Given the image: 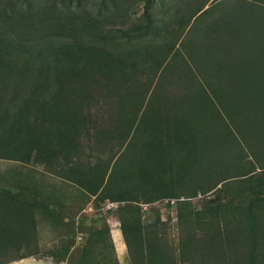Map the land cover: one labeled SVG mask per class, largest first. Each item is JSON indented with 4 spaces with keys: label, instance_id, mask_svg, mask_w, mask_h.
<instances>
[{
    "label": "trees",
    "instance_id": "trees-1",
    "mask_svg": "<svg viewBox=\"0 0 264 264\" xmlns=\"http://www.w3.org/2000/svg\"><path fill=\"white\" fill-rule=\"evenodd\" d=\"M206 3L188 2L162 25L149 18L110 30L107 16L66 6L25 15L0 0V158L40 163L98 205L117 202L105 212L117 217L132 264H264V0ZM149 74L157 80L141 110ZM169 76L178 81L172 90ZM103 93L106 124L93 132L88 114ZM152 100L155 123L147 117ZM130 133L113 163L115 154L82 167L88 138L114 140L119 150ZM167 173L176 174V187L149 190L150 200L177 198L179 247L143 224L136 204V179ZM199 192L209 196L196 208L190 198ZM41 195L26 178L0 185V264L24 257L45 209ZM110 231L107 220L92 226L74 264H117L93 257L101 243L112 246Z\"/></svg>",
    "mask_w": 264,
    "mask_h": 264
},
{
    "label": "rangeland",
    "instance_id": "rangeland-1",
    "mask_svg": "<svg viewBox=\"0 0 264 264\" xmlns=\"http://www.w3.org/2000/svg\"><path fill=\"white\" fill-rule=\"evenodd\" d=\"M14 2L15 10L21 11L25 15L34 14L37 9L44 7H51L61 9L62 6H66L64 8L70 11H78L80 13H91L96 15V18L103 19L107 16L110 20L106 21V29L114 30L121 27H126L133 22H142L146 21L149 18L157 21L158 24L162 25L166 20H174L177 17V14H180L188 2L191 3V6H194V0H11ZM202 1L207 2L204 8L208 7L211 2L216 0H199L200 4ZM195 5V6H196ZM196 8V7H194ZM43 10L48 8H42ZM41 10V9H39ZM177 10V11H176ZM53 11L49 10L48 12ZM177 12V13H176ZM104 21V22H105ZM114 34H120V31H114ZM121 39V36L118 35ZM151 35H147L146 38H151ZM151 85L148 87L146 93L143 95V101L141 102V110L145 108L147 104L150 102L151 93L155 86L157 77H150V74L146 78V82ZM170 90L174 87H178L177 84H174L173 77L169 76L168 79L165 80ZM106 93L100 94L98 97L94 98V104L92 107V111L88 114L90 115V119H88V125L93 132H96V129H99L103 126L106 117ZM113 95V96H111ZM124 96V97H123ZM109 97V96H107ZM116 93L110 94V100H115ZM129 98L127 95L121 94V99L123 102ZM148 101V102H147ZM127 104L128 106H131ZM111 104V108L113 109ZM143 106V107H142ZM152 110L148 112V119L155 123L158 121V118L155 116L156 114V106L157 102L151 101ZM91 109V108H90ZM128 114L133 112L132 108L129 107ZM115 112V111H113ZM152 112V113H151ZM151 113V114H150ZM165 113V112H164ZM139 113L136 115L138 117ZM116 116V115H114ZM123 117V116H121ZM165 117V116H164ZM105 134H108L110 130H103ZM120 128H115L113 133L120 135ZM181 132H184L181 131ZM132 133V132H131ZM127 138L126 142L120 147L118 150L116 142L111 140L107 143V145H103L100 143L98 145L96 143V139L92 138L87 140L85 134L83 135L82 143L87 140L89 142L85 143L83 152L80 153V163L83 168H86L87 162L97 161L96 158L101 157L103 160H107L108 157H111L115 154V158H117V152H121L124 147L130 142V136ZM102 133V136H106ZM95 139V140H93ZM91 140V141H90ZM91 145V147H90ZM97 145V146H96ZM90 157V158H88ZM91 160V161H90ZM87 161V162H86ZM103 165V164H102ZM103 167V166H102ZM101 167V168H102ZM95 168V167H94ZM232 175V172L227 173ZM224 176V175H222ZM19 178H26L36 182L39 188L42 189L41 200L45 203V209L39 211L36 215V225L37 230L34 233L30 234V243L25 242L20 251L21 254L24 255L23 258H26V261H22L20 259L11 260L5 264H74L78 257V254L81 252V246L83 238L89 234L91 227H100L105 226L106 220L108 223L109 219H117L116 216H112L111 214H107L105 209L99 204L95 199V196L90 195L86 192H83L76 185L65 181L60 177L59 173H55L53 170L43 166L40 163L37 164H25L23 162H17L15 160H10L6 158H0V185L10 186L14 184ZM136 181L137 191L139 194L137 195V205L140 208V216L143 224H155L158 227L162 228L164 231V236L169 241L172 246L179 247V235H181L180 225L177 222V212H176V197H168L156 195L155 200L151 199V194L149 190H154L156 194H163L166 192H170L173 188L176 187L177 179L176 174L167 173L159 175V177H147L145 176L143 179L137 178ZM219 186V185H218ZM177 186V190H178ZM184 190V189H183ZM178 195L180 199L186 196L185 193H180L178 191ZM209 193L206 195L201 194L200 192L190 198V201L196 208H199L202 204L204 198H207ZM171 199L175 201V203H171ZM151 201V202H150ZM74 220V222H71ZM73 223V224H72ZM113 223V221H111ZM72 228L74 230H72ZM118 227L117 231H110V237L112 239V246L106 244H100L96 249L95 253H93V257L96 259L100 258L102 255L107 257H111V261H114L112 258H115L117 264H132L128 249L126 247L122 231ZM33 231V230H32ZM120 232L119 234L123 244L120 246L117 244L114 238L116 235L114 233ZM81 238H78V237ZM178 243V244H177ZM67 244H71L70 251L72 252L71 256H63L64 246ZM37 249V253L30 254L31 251H35ZM112 248V249H111ZM17 254L16 250L10 254L13 256ZM19 254V253H18ZM95 255V256H94ZM9 256V255H8ZM22 258V259H23ZM18 261H21L20 263Z\"/></svg>",
    "mask_w": 264,
    "mask_h": 264
},
{
    "label": "built area",
    "instance_id": "built-area-1",
    "mask_svg": "<svg viewBox=\"0 0 264 264\" xmlns=\"http://www.w3.org/2000/svg\"><path fill=\"white\" fill-rule=\"evenodd\" d=\"M171 203H174L175 201L173 199L170 200ZM118 203L115 201H109V200H105V202L103 203L102 207L106 210H112L115 211L116 207H117ZM113 215H111L112 217ZM111 221H113V223H111ZM110 226H111V231H117L118 227H119V221L116 219H109L108 220ZM80 238V236L78 237Z\"/></svg>",
    "mask_w": 264,
    "mask_h": 264
},
{
    "label": "bare ground",
    "instance_id": "bare-ground-1",
    "mask_svg": "<svg viewBox=\"0 0 264 264\" xmlns=\"http://www.w3.org/2000/svg\"><path fill=\"white\" fill-rule=\"evenodd\" d=\"M115 235H116V238H114L115 239V241L117 242V244L120 246V244L122 245L123 244V241H122V239H121V237H120V234H119V232H116V233H114Z\"/></svg>",
    "mask_w": 264,
    "mask_h": 264
},
{
    "label": "crops",
    "instance_id": "crops-1",
    "mask_svg": "<svg viewBox=\"0 0 264 264\" xmlns=\"http://www.w3.org/2000/svg\"><path fill=\"white\" fill-rule=\"evenodd\" d=\"M119 233H120V232H119ZM33 235L35 236V234H33ZM120 235H121V234H120ZM23 243H25V242H23ZM20 260H22V261L24 262V261H26L27 259H26V258H23V259L21 258ZM18 262L20 263L21 261H18Z\"/></svg>",
    "mask_w": 264,
    "mask_h": 264
},
{
    "label": "clouds",
    "instance_id": "clouds-1",
    "mask_svg": "<svg viewBox=\"0 0 264 264\" xmlns=\"http://www.w3.org/2000/svg\"><path fill=\"white\" fill-rule=\"evenodd\" d=\"M120 230V229H119Z\"/></svg>",
    "mask_w": 264,
    "mask_h": 264
}]
</instances>
